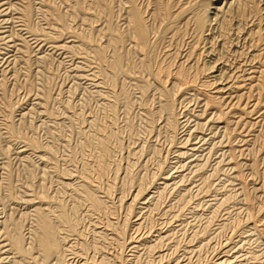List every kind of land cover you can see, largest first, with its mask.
<instances>
[{
	"label": "bare ground",
	"instance_id": "1",
	"mask_svg": "<svg viewBox=\"0 0 264 264\" xmlns=\"http://www.w3.org/2000/svg\"><path fill=\"white\" fill-rule=\"evenodd\" d=\"M212 1L0 0V264H264V0Z\"/></svg>",
	"mask_w": 264,
	"mask_h": 264
},
{
	"label": "rangeland",
	"instance_id": "2",
	"mask_svg": "<svg viewBox=\"0 0 264 264\" xmlns=\"http://www.w3.org/2000/svg\"><path fill=\"white\" fill-rule=\"evenodd\" d=\"M232 1H234V0H215L214 2L212 1V6H211V13H209V17H214V14L213 13H216V8L218 9V8H223V9H227V7L229 6L228 4H230V2H232ZM14 2H16V3H18V0H14ZM264 2V1H263ZM0 3H2V2H0ZM261 6H263L264 7V5H262V3H261ZM5 8V7H4ZM218 13V12H217ZM222 14H219V16H221ZM17 15H15V17H16ZM42 23H44L45 24V22H42ZM8 26V25H7ZM44 27H46V25H44ZM236 27V26H235ZM7 30V29H6ZM6 30H3V31H6ZM35 46V45H34ZM209 46H207V48H208ZM48 48V50H50L51 48H49V45H46L45 46V49H47ZM18 49V48H17ZM236 49V48H235ZM36 50V49H35ZM15 52V53H14ZM14 52H12L11 54H9L8 56H11V55H17V57L19 58V57H21L22 56V54L21 53H19V54H16V53H18V51H14ZM48 53V52H47ZM53 52H51V54H52ZM59 53L60 52H58V53H56V55H55V59H56V61L54 62V64L52 63L51 65H50V67H52L53 69L52 70H50L51 71V73H49V72H47L46 71V74H45V72L42 74V76L40 75H37V76H34V78L35 79H33L34 80V82H35V86H37L36 88H34V92H30L29 93V91H28V89H27V85H29L28 83H26V84H24V82H26V79H25V81L23 82V85L21 86V88H20V85L18 86L19 87V91H17V93L16 94H19V96H21L22 98H24L25 97V101H27L26 103H23V108H27L26 110H24V112H27V111H29L31 108H32V106L33 105H35V103L37 104L38 102V100L36 99L37 97H36V94H34V93H37L38 91H41L40 89H42V85H43V83H44V80L48 77L49 78V76H50V78L52 77V79L54 80V81H51L50 79H47V81L48 80H50V82H51V85H52V88H53V91H54V93L56 92V94H59V91L61 92V88H62V86H63V84H64V86H63V88H62V92H61V94L62 95H60V96H58V98H59V102H57L56 104L54 103V102H52V103H50L51 104V107L53 108H59V109H64V107H63V104H62V102H65L66 100H71L72 98V101L74 102V104H77L78 103V108H77V110L79 109H81V102H83V100H84V98L83 99H81V96L83 97V94H82V92H84V91H81V89H82V87H86V85H84V83H86V84H89V82H87L86 80H75V79H73L72 78V76L74 75L75 76V72L73 73L72 71H73V68H74V66H73V64H76L77 62H83V59H79V57H75V56H73V57H75V58H73V60L70 58V57H66L65 58V56H70V55H72V54H68L67 53V51H66V53L63 55H59ZM62 53V52H61ZM50 54V53H49ZM54 54V53H53ZM33 55V57H32V63H33V61H35L36 60V58H40V55H37L36 56V53H34V54H32ZM36 57H35V56ZM58 55V56H57ZM7 56V57H8ZM57 56V57H56ZM61 56V57H60ZM6 57V58H7ZM59 57H60V59H59ZM80 57H82V56H80ZM14 57H10V60H12ZM20 59V58H19ZM34 59V60H33ZM59 59V60H58ZM62 59H64V63H63V66L62 67H60L59 69H58V64H59V62L62 60ZM21 60V59H20ZM38 60V59H37ZM36 60V61H37ZM69 60V61H68ZM35 61V63L33 64V67H36V69L38 68V70H42L43 68H39V66L41 65V64H39V66H38V63ZM57 61H59V62H57ZM63 61V60H62ZM74 61V62H73ZM21 62V66H18V68H21L22 66H23V68H24V64H25V66H26V63H24L23 62V60H21L20 61ZM71 62H72V64H71ZM84 63V62H83ZM36 64V65H35ZM64 64H65V66H64ZM78 64V63H77ZM76 64V65H77ZM70 65V66H69ZM78 65H81V64H78ZM38 66V67H37ZM41 66H43V65H41ZM40 66V67H41ZM26 68V67H25ZM56 68V69H55ZM72 68V69H71ZM33 69V72H34V74L37 72V70L35 69V68H32ZM56 71H55V70ZM66 69V70H65ZM24 71H26V70H23L22 72L23 73H25ZM68 71V72H67ZM55 72V73H54ZM40 73V72H39ZM48 73V74H47ZM41 74V73H40ZM52 75V76H51ZM67 75H68V77H67ZM69 75H72V76H70L69 77ZM42 79H44V80H42ZM12 80V79H11ZM21 80H23V77H22V79ZM42 80V81H41ZM37 81V82H36ZM74 81H75V83H76V85H78V84H82L83 82V86L80 88V90L79 91H77L76 93H75V95H73V97H72V95L70 94V88H71V86L74 84ZM79 82V83H78ZM40 83V84H39ZM42 84V85H41ZM50 85V86H51ZM30 86V85H29ZM29 86H28V88H29ZM23 87H25V88H23ZM26 94H28V95H26ZM26 95V96H25ZM35 95V96H34ZM57 96V95H56ZM27 97V98H26ZM34 99H36V100H34ZM82 100V101H81ZM234 102H236V100L234 101ZM61 103V104H60ZM55 105V106H54ZM79 110H78V112H79ZM60 113V112H59ZM2 116V115H1ZM61 118V119H60ZM58 120H55V118H46V122L48 123V126H47V128L50 126L51 128H50V130L52 131V133L53 134H59L60 133V131H61V133L63 132V135H62V137H58L59 135H56L59 139H60V141L58 142V144H60V146L62 147L61 149L66 153H64L63 151H60V153L59 154H62L63 155V158L62 157H59L60 158V161L62 162L61 164L63 165V164H65V162H66V157H69V152H67V150L64 148V143L66 142V139H68V137L69 136H74V137H71V139L73 140V141H75V142H77L78 141V125L75 123H72V122H70L69 120L70 119H67V117L65 116H61ZM17 119H19V117L17 118ZM30 119V118H29ZM44 120H45V118H43ZM1 120V119H0ZM56 121V122H52V121ZM39 120H37V125H40V121L38 122ZM61 122H62V124H61ZM57 123H60L61 124V126H57L56 124ZM56 125V126H55ZM68 125H69V127H68ZM72 125H75L74 127V129L73 130H75L77 133H75L74 134V132L75 131H72V132H70L71 131V127H72ZM43 127H45V126H43ZM59 127V128H58ZM68 127V128H67ZM46 127H45V129H41V131L40 132H38L39 133V135H38V133H37V135L38 136H40L39 138H40V140H42L44 143L45 142H48V141H50V142H52V140L51 139H53V137L51 136V138H50V134L49 133H51L50 132V130L49 129H47ZM62 128V129H61ZM49 130V131H48ZM2 132H3V130H2ZM65 132V133H64ZM47 133V134H46ZM32 134V133H31ZM71 134H74V135H71ZM36 135V134H35ZM67 136V135H69V136H67V137H65V136ZM46 136H48V137H46ZM77 136V137H76ZM63 137H65L66 139H64ZM64 140H63V139ZM55 139H56V137H55ZM54 139V140H55ZM74 143V142H73ZM12 144H16V142H14V143H12ZM19 145H14L13 147H18ZM177 150V149H176ZM175 150V151H176ZM14 152H16V151H14ZM13 152V153H14ZM67 155V156H66ZM16 156V157H15ZM15 157V160L13 159ZM57 157V156H56ZM77 157H79L80 159H81V157H80V155H77ZM17 158V159H16ZM58 158V157H57ZM65 158V159H64ZM19 158L17 157V155H12V163L13 162H17L16 164H14L13 163V167H14V165H15V167H14V169L16 170V168H17V165L20 163H22V162H20L21 160H18ZM69 159V158H68ZM18 160V161H17ZM63 160H65V162L63 161ZM264 160L263 161H261L260 163H259V168H261V169H263L264 168ZM23 165H25V162H23L22 164H21V167H23ZM52 166V165H51ZM19 167H20V165H19ZM153 167V166H152ZM14 170V171H15ZM18 170V169H17ZM16 170V174H14L15 175V178L17 179V171ZM4 171V170H3ZM1 173H2V170H1ZM4 173H6V170L4 171ZM2 176L4 177L5 176V174H2ZM250 182V181H249ZM17 184V183H16ZM18 184H20V182H18ZM157 218H158V216H156ZM178 224V223H177ZM196 227H198V225L196 226ZM193 229V228H192ZM220 250V249H219ZM184 252H183V249H182V251L179 253V255L177 254V255H175L174 257L175 258H177V256H178V258H180L181 259V257H183L184 258V256H182V254H183ZM214 256L215 255H213V256H211L210 257V259L211 258H213L214 259ZM158 257V256H157ZM218 257V256H217ZM216 257V258H217ZM215 258V259H216ZM182 260H184V259H182ZM182 260H180V262H183ZM194 262H195V264H198V262H196V258H194V260H193ZM185 262V261H184ZM183 264H185V263H183Z\"/></svg>",
	"mask_w": 264,
	"mask_h": 264
}]
</instances>
